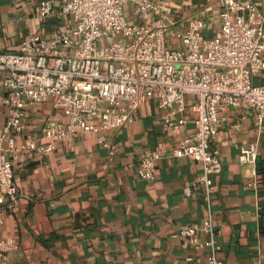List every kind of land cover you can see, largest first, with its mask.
<instances>
[{
    "label": "built area",
    "instance_id": "obj_1",
    "mask_svg": "<svg viewBox=\"0 0 264 264\" xmlns=\"http://www.w3.org/2000/svg\"><path fill=\"white\" fill-rule=\"evenodd\" d=\"M54 1L41 0L34 17L51 16ZM221 1L219 32L205 37L203 18L176 19L161 0H64L73 25L49 37L26 34L15 51L0 50V102L8 108L0 128V212L18 202L11 160L19 151L50 154L57 141L85 133L106 143V133L131 124L139 107L154 99L165 135L185 126L187 108L195 130L174 145L159 141L143 151L138 175L153 180L162 158L200 163V175L184 192H203L207 216L182 226L176 236L204 249L205 264H225L218 256L222 246L211 209L222 162L211 143L225 106L239 104L255 113L258 125L264 123V83L254 82L264 70V14L252 0ZM189 96L193 101L187 105ZM49 99L66 121L45 122L40 134L24 131L25 107ZM258 153L257 141L239 145L238 161L252 168L248 190L258 185ZM16 249L14 239L0 235V264H10Z\"/></svg>",
    "mask_w": 264,
    "mask_h": 264
},
{
    "label": "crops",
    "instance_id": "obj_2",
    "mask_svg": "<svg viewBox=\"0 0 264 264\" xmlns=\"http://www.w3.org/2000/svg\"><path fill=\"white\" fill-rule=\"evenodd\" d=\"M40 1L0 0V50L15 51L26 34L49 37L74 24L64 0L54 1V13L47 19L35 18ZM252 1L264 14V0ZM161 3L176 19L190 14L203 18V36L219 32L221 0ZM254 82L264 83V70ZM187 101L190 105L193 97ZM221 114L224 119L211 143L222 162L211 197L222 246L218 256L225 264H264V123L258 125L255 113L239 104L223 107ZM25 115L24 131L32 134H40L45 122L66 121L52 99L27 105ZM7 117L8 108L0 102V128ZM193 117L187 108L185 126L167 136L153 99L139 107L131 124L106 133V143L85 133L57 141L50 154L19 151L11 160L18 202L0 212V235L17 244L10 264H205L204 249L176 236L182 226L201 223L207 216L203 192H184L200 175V163L162 158L156 161L153 180L137 172L140 154L156 142L171 146L191 136ZM253 141L259 143L258 185L248 190L252 168L238 161L239 145Z\"/></svg>",
    "mask_w": 264,
    "mask_h": 264
}]
</instances>
